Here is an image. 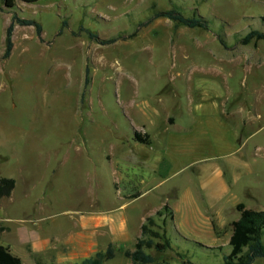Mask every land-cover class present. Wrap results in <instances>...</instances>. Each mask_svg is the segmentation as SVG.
<instances>
[{
    "label": "rangeland",
    "instance_id": "1",
    "mask_svg": "<svg viewBox=\"0 0 264 264\" xmlns=\"http://www.w3.org/2000/svg\"><path fill=\"white\" fill-rule=\"evenodd\" d=\"M170 9L201 18L207 28L166 18L140 27L155 12ZM12 16L34 20L41 31L37 35L33 26L15 24L12 50L2 59ZM251 30L264 32V0L0 4V177L16 185L14 201L0 203V216L9 218L4 222L10 233L19 221L40 233L49 234V221L55 232L67 231L78 211L109 207L111 188L117 183L125 191L129 179L121 175L118 182L112 160L136 152L155 157L166 146L159 142L166 134L163 123L178 119L184 128L186 109L199 131L191 159L210 157L191 167L217 164L225 169L237 158L235 198L246 208L264 211V41L241 44ZM86 31L100 41H116L101 44ZM134 129L140 134L150 130L151 145L135 147ZM180 131L172 134L171 148L184 136ZM189 172L166 179L151 176V186L164 179L167 192L154 191L137 211L151 214ZM167 215L162 211L151 230L169 238L171 248L163 253L146 249L155 257L152 264H181L177 253L192 263H222L227 245L210 249L206 239L191 234L183 239L172 231ZM230 218H238L231 207L224 212V219ZM227 232L220 244L226 243ZM255 263L264 264V259ZM104 264L130 263L116 255Z\"/></svg>",
    "mask_w": 264,
    "mask_h": 264
},
{
    "label": "crops",
    "instance_id": "2",
    "mask_svg": "<svg viewBox=\"0 0 264 264\" xmlns=\"http://www.w3.org/2000/svg\"><path fill=\"white\" fill-rule=\"evenodd\" d=\"M185 111L188 123L184 128L180 129L178 119L174 123H163L166 134L159 138V142L165 143L166 146L155 157L150 158L136 152L123 159L118 156L117 159L112 160L114 175L119 176L118 182H121V175L129 179L128 187L124 186L125 191L117 183L111 188L109 207L78 211V215L72 220L73 227L67 231L55 232L53 230L55 223L50 224L49 221L45 228L49 234L40 233L36 228L29 230L21 225L23 221H19L20 226L17 230L10 233L9 227L4 222L9 218L0 216V246L6 247L12 255L18 257L21 264H25V261L30 259H34L33 264H79L82 260L93 257L97 252L104 251L109 245L114 249L115 256L120 255L125 258L122 253L134 249L145 219L153 216L165 205L172 213V218L167 215L166 220L175 235L185 239L184 235L191 234L198 240L206 239L212 244L210 247L207 246L210 249L228 245L231 235L230 224L239 218L235 205L241 202L234 196V186L238 181L235 169L239 163L235 158L229 161L231 166L225 169L217 164L191 167L192 163L209 162L210 157L202 156L192 161L191 158L198 150V122L190 111L187 109ZM203 129V134H207L205 130L207 128ZM180 130L184 131V136L177 137L180 142L175 143L174 148H171L172 134L181 135ZM135 131L138 132L134 129L131 138L135 147L151 145L150 130L145 133L148 144L136 142ZM225 170L229 173V177ZM185 171H190L184 178L186 182L174 189L175 193L170 194L168 201H165L166 198L164 200L160 198L159 207L151 214H141L137 211L140 201L154 191H157L158 195L167 192L163 188L167 176H177ZM157 174H161L164 179L151 186V176ZM196 180H200L198 188L194 185ZM154 181L156 182V178ZM13 191L9 197L0 199V203H3V199L13 202ZM229 207L238 213L237 219H224V212ZM226 228H228L227 241L220 244V237ZM105 262L107 261L102 264ZM129 263L131 264L130 261Z\"/></svg>",
    "mask_w": 264,
    "mask_h": 264
},
{
    "label": "trees",
    "instance_id": "3",
    "mask_svg": "<svg viewBox=\"0 0 264 264\" xmlns=\"http://www.w3.org/2000/svg\"><path fill=\"white\" fill-rule=\"evenodd\" d=\"M16 1L25 4H34L42 0H0V4L6 8H12ZM158 18H166L188 28H207L206 22L201 18H186L181 12L175 9L155 12L140 27L147 26ZM15 24L20 26H33L36 29L37 35L41 31L40 25L34 20L20 19L12 16L5 31V46L2 59L8 58L12 50V33ZM86 33L88 37L101 44H110L116 41L115 38L100 41L90 32L86 31ZM252 40L264 41V32L251 30L240 39V43L246 45ZM134 140L138 143L148 144V137L145 133L139 134L135 131ZM14 187V179L0 177V199L9 197ZM235 210L239 213V218L230 224L231 235L227 245L230 250L222 256L221 264H253L257 259H264V211H255L246 208L243 203L236 204ZM162 211L166 212L172 218V213L166 205L156 211L153 216L147 217L141 225L140 238L136 240L134 249L131 251L126 250L122 253L131 264L154 263L155 257L145 253L146 249L152 248L156 253H163L171 248L169 238L164 236L159 237L151 230L155 226L156 218L161 216ZM153 239H158V241L153 242ZM114 256V249L109 245L104 251L97 252L93 257L84 259L79 264H102L104 261L114 258ZM177 257L180 259L181 264H197L185 259L180 253H177ZM0 264H21V261L18 257L12 255L6 247L0 246Z\"/></svg>",
    "mask_w": 264,
    "mask_h": 264
}]
</instances>
